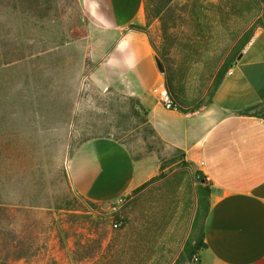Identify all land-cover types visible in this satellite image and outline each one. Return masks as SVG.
<instances>
[{"label": "rangeland", "instance_id": "obj_1", "mask_svg": "<svg viewBox=\"0 0 264 264\" xmlns=\"http://www.w3.org/2000/svg\"><path fill=\"white\" fill-rule=\"evenodd\" d=\"M262 15L257 0H170L139 26L167 86L166 77L195 111ZM89 32L78 0H0V242L11 229L34 239L32 256L2 264H173L190 235L197 169L155 141L135 96L91 82ZM96 137L160 163L162 176L117 212L82 199L69 182L73 150Z\"/></svg>", "mask_w": 264, "mask_h": 264}, {"label": "crops", "instance_id": "obj_2", "mask_svg": "<svg viewBox=\"0 0 264 264\" xmlns=\"http://www.w3.org/2000/svg\"><path fill=\"white\" fill-rule=\"evenodd\" d=\"M78 2L90 30L91 82L135 96L156 140L206 178L198 264H264V120L242 113L264 104V30L254 31L210 103L170 111L151 93L164 78L148 36L130 28L143 23V0ZM67 170L78 196L112 207L156 177L160 163L154 154L132 156L116 138L96 137L73 150Z\"/></svg>", "mask_w": 264, "mask_h": 264}, {"label": "trees", "instance_id": "obj_3", "mask_svg": "<svg viewBox=\"0 0 264 264\" xmlns=\"http://www.w3.org/2000/svg\"><path fill=\"white\" fill-rule=\"evenodd\" d=\"M169 2L170 0H143V10H144V15H145V19L147 23H149V21L153 18H158L161 12H163V10L169 4ZM257 2L263 5V15L261 16L260 20L257 19V21L253 24L250 32L246 33L244 37L241 38L240 47H238L236 52L232 55L229 62L224 63L222 67L220 68V70L218 71V73L216 74L207 103L211 102L212 96L214 92L217 90L226 72L230 68H232L236 57L241 52L242 48L249 42L252 36L253 30H255L256 28H260L264 30V0H257ZM130 28L143 31L142 27H140L139 25H130ZM166 80L169 86V83H170L169 78L166 77ZM168 89L172 97L180 105H182V103L176 97V95L173 92H171L170 86L168 87ZM181 111H185V110H181ZM242 113L251 114V115H254L264 120V104L254 106L250 109L243 111ZM146 128L150 132V135L155 139V141L157 143H160L154 137L153 131L149 130L148 126H146ZM176 152L181 155L180 151H176ZM183 166L188 167V166H191V164L188 162H184ZM160 176L162 175L160 174L150 179L149 181L141 185L139 188H137L134 192L141 191L148 185L158 180ZM192 176L194 180L196 181L197 185L194 190V193L196 196V206H195V211H194V215H193L192 222H191V231H190L189 237L185 240L177 259L174 261L173 264H184L193 255L198 254L200 249L204 247L202 243V227H203L204 219L206 218V215L208 213V208H209L208 198L210 195V188L208 184L206 183L205 176L200 171L195 170ZM58 232L59 234L66 235V232L61 230L60 227L58 228ZM15 233L16 231H14L13 229L3 231L4 235L3 237H1L2 241L0 242V246H1L0 247V264L4 263L8 258H10L12 262H17V261L26 260L30 256H32L31 252L33 249L32 244H34L33 243L34 239L32 240V237L27 232H23L22 234L20 233L21 236Z\"/></svg>", "mask_w": 264, "mask_h": 264}, {"label": "built area", "instance_id": "obj_4", "mask_svg": "<svg viewBox=\"0 0 264 264\" xmlns=\"http://www.w3.org/2000/svg\"><path fill=\"white\" fill-rule=\"evenodd\" d=\"M228 74L230 72L228 71ZM151 93L157 97L159 103L163 106L164 109L170 110V111H181L185 110L188 111L185 107L180 105L170 94L168 86L165 82V80H161L160 82L156 83L151 88ZM124 200H118L117 202L113 203L112 210L114 212H117L118 209L122 206ZM123 223L122 218L119 216L117 219H115L113 222H111V228L112 229H118ZM199 257L198 254L193 255L187 262L184 264H198Z\"/></svg>", "mask_w": 264, "mask_h": 264}, {"label": "water", "instance_id": "obj_5", "mask_svg": "<svg viewBox=\"0 0 264 264\" xmlns=\"http://www.w3.org/2000/svg\"><path fill=\"white\" fill-rule=\"evenodd\" d=\"M154 60H155V64H156V67H157L158 71H159L161 74H164V67H163V65H162V62H161V61L159 60V58L156 57V56H155Z\"/></svg>", "mask_w": 264, "mask_h": 264}]
</instances>
